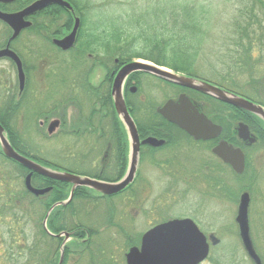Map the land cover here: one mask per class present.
<instances>
[{"label":"flooded vegetation","instance_id":"flooded-vegetation-1","mask_svg":"<svg viewBox=\"0 0 264 264\" xmlns=\"http://www.w3.org/2000/svg\"><path fill=\"white\" fill-rule=\"evenodd\" d=\"M5 8L7 7H5L3 3H0V10H5ZM59 17V19L55 20V27L63 26L62 21L64 16L59 15ZM24 31L25 30L21 31L14 39H11V31V36L7 37V35H5L1 38L0 42V51L8 49L10 52L14 53L20 62V67L24 76L23 89L21 91L19 88L18 70L15 63L8 57H0V100L6 102V105H4L5 107L2 105L0 108V116L2 118L10 117L11 119L16 112L19 114L17 119L13 118V124H15L14 127L17 132V145L20 152L14 150L10 144L7 132L4 127H2L0 122V126L2 127L4 135L6 136L11 148L18 155L52 172H61L70 175L87 177L101 182H107L100 180L103 177L116 178L114 181L107 183H116L120 181L126 176L129 168L132 141L130 140L126 127L123 125L121 119L114 110L111 91L114 79L121 69L127 64H130V62L136 63L140 60H131L130 62L121 64L117 59L108 60L103 53L95 54L93 52L90 53L85 51L84 47H77V34L74 45L67 50H63L54 45L53 41L55 39L62 40L65 38L70 29L65 33L59 32L56 36L48 34L52 31L40 30L43 38L46 41H49L48 45L50 46L51 51L62 56H67L68 60L53 61L51 55L47 53L45 55L38 56L37 59L39 60L32 62L29 66H26L25 61L22 58L23 54L21 56V54L14 49L16 41L23 36ZM42 56H47V59L42 60ZM62 67L70 71H73L76 67H80L82 69V85H79L75 81L68 86L64 96L54 102L44 104L41 97L44 95L42 92L45 91V80L48 77L55 76L58 70ZM14 73L17 81V89L15 93L12 89L13 84L11 80ZM261 78L262 87L260 86L257 88L258 92L254 94L258 98L256 101L251 99L249 96L251 93H248L249 84L247 79L245 83H243L245 86L243 90L246 93L242 95L235 93L230 89L216 86L229 93L238 95L243 99L258 105L264 110V78ZM30 79H33L35 82L33 89H29ZM121 92L127 112L135 126L138 137V150L136 153L133 181L123 191L108 198L125 195L129 192V190L135 198H139L142 194L141 192L147 190L149 187L150 177L148 169L145 167L146 163H149L150 167H152V165L156 166L155 168L166 176L175 174L174 172L169 171V166L178 165V160L176 158H158V155L167 148L178 146L181 141L197 146L201 149V151L206 152L212 158V161H201L204 165V179H210V177L207 176L215 174L214 171L216 162H220L224 168H229V170L231 169L228 165L223 164L212 154V150L220 142L226 143L233 149L240 150L244 157L245 167L248 160H250L249 151L253 148V152L261 150L260 152L264 153V119L257 118L246 111L236 109L208 97L207 95L171 84L151 73L139 70L131 72L123 80ZM156 96H164L165 101L163 105L159 107H153V105L149 106L147 101L149 99L156 98ZM182 96L186 97L195 106L199 114L204 115L213 125L220 128V134L217 138L210 141H194L192 137L187 135L175 125L167 123L158 114V110H160L166 103L169 101L176 103ZM29 97L34 99L35 104H42L43 106V108L37 110L33 117V123L37 133L36 136H38L37 138L42 142H49L51 139L53 140L54 138L56 139L59 137L65 139L67 145H61L60 147L62 154L69 161L81 159V161L87 165V169L79 170L64 164H60L62 165L60 167L56 164V161H53L37 152V149L32 145L31 138L28 133H25L22 127L25 103L29 100ZM81 97H84L83 100H81ZM134 100H138L146 107L149 106V111H145L144 122H139L136 119V110L133 103ZM8 101L11 102L10 110ZM154 105L156 106V104ZM47 107L51 109L46 110ZM216 107L224 110V114H221V116L225 117V126H222L215 120V122L212 120L214 116L218 115ZM4 109L6 112L2 111ZM49 111H54L53 113H56L58 121H49L50 114H52ZM160 120L166 124L160 123ZM9 122L11 123V121ZM239 125L247 127L248 134L254 139L253 144H249L247 141H243L239 138ZM51 128H58L59 130L56 129L58 132H56L54 136L44 134V129L47 132H50ZM223 128H225L224 136ZM146 139H154L156 141H163L164 143L161 146L152 147L150 145L142 144V142ZM256 147L257 149H255ZM1 155L2 153L0 154V164H4V167H14V164H16L15 162L8 160ZM16 166L21 168V173H19L18 177L20 188L37 201L40 218L38 226L47 236H41V233H37L38 231L35 233H29L35 234V236L33 235L32 237H28L27 242L29 241V243H34V253L38 260L43 262V260L49 259V262L52 260V263L50 264H58L59 257L62 255L61 264H63L65 262L64 252L66 250L69 257L66 264H71L74 261L76 262L75 264H80L84 259L86 261L88 258H91L90 260L92 263V257L96 256L94 255L95 251H92V246L95 244L97 238L104 234L97 232L96 230L94 231L93 228L92 230L88 227L86 222L84 223V221L81 220L83 218L80 213L78 215V209H73L74 205L71 207L69 206L73 201V198L67 205L57 206L51 210L54 205L67 201L71 186L66 183L54 181L39 174L32 173L30 177V187L34 190H49L43 195L34 196L25 188V179L31 172L18 164H16ZM93 166H97V168ZM243 175L244 173L240 177H243ZM56 183L65 184L66 187H68V197L63 201L55 202L47 206L44 202L53 192L54 184ZM41 205H43V208ZM110 214L112 216L108 214V218L113 219L116 211L113 210ZM80 216L81 219L79 218ZM129 218L131 217L129 216ZM49 223L57 224L56 226H74L75 230L53 233L49 230ZM109 228L112 230L111 228H113V226ZM1 229L3 228H0V243L7 240V232H5L4 229V231H1ZM84 230L86 231L85 236L83 238H79L77 236V232H83ZM88 230H90L92 234V238L90 240L88 239ZM4 232L5 234H3ZM64 233L68 235L67 240H65L62 235ZM58 235H61V237H57ZM20 240L24 241L22 238H20ZM50 246H53L54 250H52ZM25 253L29 255L32 254L30 251ZM21 255L22 254L18 253V256ZM83 264H85V262Z\"/></svg>","mask_w":264,"mask_h":264},{"label":"rangeland","instance_id":"rangeland-1","mask_svg":"<svg viewBox=\"0 0 264 264\" xmlns=\"http://www.w3.org/2000/svg\"><path fill=\"white\" fill-rule=\"evenodd\" d=\"M89 1L91 3L95 2L97 6L106 5L105 8L101 9L103 11L110 9V7H107L108 5L114 7L113 3L119 1L118 5L123 7L112 8L113 10H109V14H107L108 16H118L122 13L124 14V12L125 14H131L133 8L137 10L135 12L137 14L143 10V6H146V3L147 5L150 2L152 4L156 0H138L137 3L125 0H108L106 3L101 2V0ZM249 3L250 1L248 0H209L210 14L208 20L211 26L205 42L200 46L202 52L208 55L202 60L203 68L199 69V73L208 77L209 79H206L215 85L226 86L225 82L216 76V69L223 74L234 72L236 76H239L240 83L236 85V88L232 86L233 90L237 88L243 90L245 88L243 83H245L247 77L244 73L241 74L240 70L235 71L230 57L231 52H237L239 49L236 51L230 40L233 38L232 34L235 32L233 24L238 19V10L241 9V12H243L245 6ZM13 6V3H9L5 6L7 7L5 8L6 10L0 11L11 13L20 11L26 7L14 10ZM92 9H95V4ZM121 10H124V12ZM73 15L74 10L72 12ZM39 21L46 23L47 19L42 17ZM5 35L7 37L11 36V31L8 30L7 32L5 26L0 22V42L1 38ZM48 42L43 38L39 29L34 31L28 29L16 41L14 49L21 56L23 54L24 57L22 56V58L26 66L39 60L37 59L38 56L47 53L51 55L53 61L68 60L67 56H62L51 51ZM243 44L246 45L245 42ZM256 53L258 52L255 51L254 55ZM46 59L47 56H42V60ZM209 64L213 66V70L204 68L210 66ZM81 72L82 69L80 67H76L73 71L62 67L55 76L46 78L45 91L42 92L44 95L41 97L42 102L49 104L64 96L68 86L75 81L79 85H82ZM15 77L14 73L11 77L14 93L17 89ZM34 85V80L30 79L29 89H33ZM242 94L244 93L242 92ZM83 98L81 97V100ZM164 101V96H156V98L149 99L147 102L149 106L159 107L163 105ZM133 103L136 110V119L139 122H144L145 111H149V106H144L138 100H134ZM2 105H6V102L0 100V108ZM8 105L10 110V101H8ZM41 108H43L42 104H35L34 99L29 97V100L25 103L22 123L23 130L25 133H28L32 140V145L37 149V152L56 161V164L60 167L62 166L60 164H64L79 170L87 169V165L81 159L69 161L62 154L60 147L61 145H67L65 139L59 137L51 139L52 141L50 140L49 142H42L37 138L33 117L37 110ZM49 109L51 108L47 107L46 110ZM2 111L4 112L5 109ZM49 112L52 113L50 114L49 121H58L56 113H53L54 111ZM18 115L16 112L12 117L17 119ZM13 118L10 119L11 123H13ZM56 129L58 128H51V133L44 129V134L54 136L59 130ZM253 150L254 148L249 151L250 160L246 164L243 177L236 176L231 169L225 168L222 173L207 176L210 177V181H208L203 178L204 165L202 162L212 161V158L197 146L181 141L178 146L167 148L158 155V158L166 157L178 160V165L169 166V171L175 174L166 176L155 168L156 166L152 165L150 167L149 163L145 164L150 177L149 187L147 190L141 192L142 194L139 198H135L129 190L125 195L111 198L98 197L92 192L93 196H95L94 199H90L89 201L83 200L82 202L77 201L74 203L73 209H78V215L80 213L83 219H81V216L79 218L84 223L86 222L89 228H93L94 231L96 230L104 234L98 237L92 246V251H95L94 255H96L92 257V263L91 258H88L86 261L84 259L80 264L84 262L85 264H100L103 262V259L105 260L104 264L106 263V258L108 259L107 264H125L124 255L130 248L126 245L129 239L132 242H139L141 235L154 225L174 219H190L202 234L206 237L212 235L219 241L217 246L210 248L209 257L202 264H252L241 245L238 229L235 224L239 197L243 192L249 195L248 224L250 238L256 254L262 264H264V153L260 152L261 150L257 152H253ZM93 167L97 168V166ZM216 178L222 179V183L230 188L229 195L224 196L219 188L216 190V188L212 187L209 182L214 181ZM113 210L116 211V214L113 219H109L108 214L112 216L110 213ZM112 226L113 228L110 230L109 227ZM1 231L4 230L1 229ZM3 248L4 246L0 244V264L3 263L1 257L5 254L2 251ZM73 263L75 264L76 262L74 261L71 264Z\"/></svg>","mask_w":264,"mask_h":264},{"label":"trees","instance_id":"trees-1","mask_svg":"<svg viewBox=\"0 0 264 264\" xmlns=\"http://www.w3.org/2000/svg\"><path fill=\"white\" fill-rule=\"evenodd\" d=\"M33 1L35 0H17L13 6L14 10H20ZM66 1L71 4L74 15L80 21L77 32V47H84L85 51L90 53H103L108 60L117 59L121 64L131 60H143L174 73L211 83L206 79L208 77L199 73V69L203 68L202 60L208 55L202 52L200 46L205 42L211 26L208 20L210 14L209 0H156L152 4L151 2L148 5L146 3L143 10L139 9L142 11L137 14H135L137 10L133 8L131 14H125L124 10H121L124 14L118 16H108L107 14H109V10H113L112 8L123 7L118 5L119 1L113 3L114 7L108 5L107 7L110 9L104 11L101 9L105 8L106 5L97 6L95 2L91 3L89 0ZM107 1L101 0L105 3ZM125 1L138 2V0ZM248 1L250 3L245 6L243 12L241 9L238 10V19L233 24L235 32L230 41L233 43V48L236 51L239 50L233 51L234 53L231 52L232 56L230 55V57L235 71L240 70L241 74L244 73L247 77L248 92L251 93L249 96L256 101L258 98L254 94L258 92L257 88L262 87L261 77L264 78V0ZM94 4L95 9L93 10ZM123 5L126 6L124 3ZM91 10L92 12H90ZM59 15L64 16L63 26L55 27V20L60 18ZM42 17L47 19L46 23L39 21ZM32 21L33 25L29 29L30 31L37 29L52 31L48 33L52 36H56L59 32L65 33L71 29L73 24L72 14L57 6L49 7L34 15ZM255 51L258 52L255 54L256 56L254 55ZM204 68L214 69L212 65ZM215 74L226 84V86H217L230 89L241 95L242 92L246 93L238 88L232 89V86L236 88V85L240 83L239 76H236L234 72L223 74L215 69ZM216 110L218 115L214 116L212 120L225 126V117L221 116L224 114V110L219 107H216ZM9 121L10 117L2 118L0 116V122L7 132L10 144L14 150L20 152L17 145L15 124ZM160 123L166 124L161 120ZM224 135L225 128H223ZM223 169L225 168L220 162L215 164V173H222ZM19 173H21L19 166L4 167V164H0V228L2 227L7 232V240L0 243L5 248L2 250L5 254L1 257L3 262L1 264H50L52 260L51 262L49 259L43 260V262L38 260L34 253V243L27 242L28 237L35 236V234L29 233L38 231L37 233H41V236H47L38 226L40 218L37 201L20 188ZM115 179V177H103L100 180L112 182ZM206 180L210 181V179ZM209 183L216 190L219 188L224 196L230 194V188L222 183V179L216 178ZM67 197L68 187L65 184L56 183L53 192L44 204L48 206L63 201ZM94 198L95 196L91 191L78 188L74 192L73 201L69 206H73L77 201H89ZM41 206L43 208V205ZM56 225L49 223V230L53 233L75 230L74 226ZM85 234V230L77 232L79 238H83ZM88 237L89 240L92 238L90 230H88ZM20 238L24 241H21ZM138 244V241L132 242L131 239L126 243L129 247L138 246ZM50 248L54 250L53 246ZM29 251L32 253L31 255L25 253ZM18 253L22 255L18 256ZM64 257L65 262L63 264H66L69 260L66 250ZM107 261L106 258L104 264H107ZM103 262H105L104 259Z\"/></svg>","mask_w":264,"mask_h":264},{"label":"water","instance_id":"water-1","mask_svg":"<svg viewBox=\"0 0 264 264\" xmlns=\"http://www.w3.org/2000/svg\"><path fill=\"white\" fill-rule=\"evenodd\" d=\"M16 0H0V3L8 4ZM59 6L69 12H73L71 5L65 0H36L24 9L16 13L0 12V21L12 31L11 39H14L21 31L28 29L31 23L28 18L51 7ZM79 28V19L74 18V23L69 34L62 40H54L53 44L63 50H67L75 43L76 34ZM0 57L11 59L18 70L19 88L22 91L24 76L20 67V62L8 49L0 51ZM151 73L158 78L171 84L183 88L194 90L207 95L221 103L250 113L251 115L264 119V110L256 104L243 99L240 96L229 93L213 86L209 83L198 81L189 77L180 76L166 69L156 67L148 63H130L117 74L112 85V100L116 114L121 119L128 131L131 145V159L126 176L116 183L101 182L87 177H80L61 172H52L36 163L18 155L10 146L3 129L0 126V150L2 155L16 164L26 168L31 173L25 179V188L34 196H40L49 190H34L30 187V177L32 173L39 174L48 179L63 182L71 186L69 197L66 202L54 205L65 206L71 202L73 194L78 188H86L99 194L102 197H110L127 188L133 181L135 170L136 153L138 150V137L135 126L131 120L121 92L123 80L134 71ZM158 114L168 123L175 125L180 130L193 138L194 141H210L220 134V128L213 125L204 115L198 113L195 106L184 96L180 97L176 103L169 101ZM238 136L241 140L249 144L254 143V139L248 134V129L244 125H239ZM163 141L146 139L144 145L158 147L163 145ZM212 154L223 164L228 165L232 172L240 176L244 173V157L238 149H233L224 142H220L213 150ZM249 195L242 193L239 197L235 224L238 229V236L241 245L253 264H262L254 251L248 226ZM50 210V211H51ZM45 228V226H44ZM67 240L68 235L62 234ZM57 237H61L58 235ZM65 242V241H64ZM219 244V241L212 235L206 238L189 219L171 220L159 224L148 230L140 239L139 247L130 248L125 254V264H201L209 254V247ZM62 263V255L58 264Z\"/></svg>","mask_w":264,"mask_h":264}]
</instances>
